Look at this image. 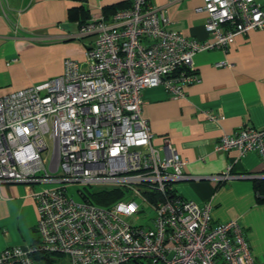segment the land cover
<instances>
[{
    "label": "built area",
    "instance_id": "obj_1",
    "mask_svg": "<svg viewBox=\"0 0 264 264\" xmlns=\"http://www.w3.org/2000/svg\"><path fill=\"white\" fill-rule=\"evenodd\" d=\"M196 10L207 14L211 40L170 28L149 0H130L108 19L101 11L79 25V35L94 36L84 66L65 59L61 75L0 98V185L43 186L31 194L35 240L0 251V264H262L236 220L214 224L209 205L176 193L185 161L169 145L161 154L142 116L145 88L182 97L199 81L198 52L264 30V0H203ZM230 149L264 161V128H240L215 145ZM229 171L208 178L220 183ZM105 189L120 198L109 206L88 200ZM145 208L146 223L131 222Z\"/></svg>",
    "mask_w": 264,
    "mask_h": 264
},
{
    "label": "crops",
    "instance_id": "obj_2",
    "mask_svg": "<svg viewBox=\"0 0 264 264\" xmlns=\"http://www.w3.org/2000/svg\"><path fill=\"white\" fill-rule=\"evenodd\" d=\"M161 8L169 27L198 41L211 40L203 0H149ZM0 98L62 74L65 59L85 65L84 49L93 35H79V25L130 0H0ZM199 81L172 97L162 86L142 91V116L152 144L164 153L169 145L185 161L187 179L174 185L183 199L209 205L213 223L236 220L256 261L264 264V203L253 180L264 174L256 152L215 151L225 135L243 127L264 128V30L235 36L225 50L193 57ZM215 116L216 119H210ZM220 183L208 177L227 171ZM200 177V179H196ZM38 184L0 185V251L29 245L36 238L37 210L32 193Z\"/></svg>",
    "mask_w": 264,
    "mask_h": 264
},
{
    "label": "trees",
    "instance_id": "obj_3",
    "mask_svg": "<svg viewBox=\"0 0 264 264\" xmlns=\"http://www.w3.org/2000/svg\"><path fill=\"white\" fill-rule=\"evenodd\" d=\"M123 7H111V12L109 14L106 13L107 9H102V13L106 19H108L115 11L121 9ZM254 190L256 194V199L258 203H264V178H257L253 180ZM90 196L88 200L93 202L94 204L100 206H109L114 201L120 198V190L118 189H105L99 191L90 192Z\"/></svg>",
    "mask_w": 264,
    "mask_h": 264
},
{
    "label": "rangeland",
    "instance_id": "obj_4",
    "mask_svg": "<svg viewBox=\"0 0 264 264\" xmlns=\"http://www.w3.org/2000/svg\"><path fill=\"white\" fill-rule=\"evenodd\" d=\"M49 148L51 149V143L49 142ZM50 159V153H48L47 155V160ZM40 187L42 188L43 186L40 185ZM77 187L76 186H72L70 189H69V194H72L73 197L75 198V200L77 201H80V197L78 196L77 194ZM149 210L147 208H145V210L143 212H139L137 214H135V216L133 217L134 220L131 221V222H135V223H141V224H145L148 217H150L151 213L148 212ZM55 258V257H54Z\"/></svg>",
    "mask_w": 264,
    "mask_h": 264
}]
</instances>
